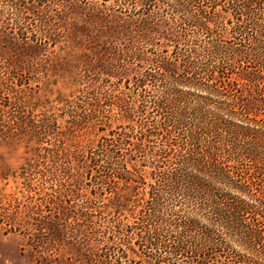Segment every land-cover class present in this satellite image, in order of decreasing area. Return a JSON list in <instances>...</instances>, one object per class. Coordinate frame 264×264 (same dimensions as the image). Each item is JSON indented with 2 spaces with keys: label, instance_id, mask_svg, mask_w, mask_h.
<instances>
[{
  "label": "trees",
  "instance_id": "trees-1",
  "mask_svg": "<svg viewBox=\"0 0 264 264\" xmlns=\"http://www.w3.org/2000/svg\"><path fill=\"white\" fill-rule=\"evenodd\" d=\"M67 2L62 16L54 17L73 19L84 50L94 47L98 57L79 67L92 82L113 80L128 92L113 104L90 101L92 87L77 99L85 104L56 100L73 127L108 129L110 118L99 123L100 109L119 111V128L85 149L66 143L71 130L62 133L58 116L41 109L45 103L21 96L12 104L2 97L0 81V139L23 143L34 168L52 163L51 200L62 221L51 225L55 240L67 238L63 225L69 231L77 226L68 238L79 264H129L135 258L177 264L179 257L189 264H264V0ZM57 3L0 0L1 27L11 30L0 31V43L10 45L4 54L15 59L8 64L19 79L42 43H58L50 13ZM36 21L37 30H30ZM84 153L88 163L78 166ZM83 173L90 213L65 206L71 192L66 183L79 189ZM97 210L116 222L107 228V243L91 247L97 239L82 232ZM127 240L135 245L130 254L117 244Z\"/></svg>",
  "mask_w": 264,
  "mask_h": 264
},
{
  "label": "rangeland",
  "instance_id": "rangeland-1",
  "mask_svg": "<svg viewBox=\"0 0 264 264\" xmlns=\"http://www.w3.org/2000/svg\"><path fill=\"white\" fill-rule=\"evenodd\" d=\"M57 1V5L50 8V13L53 17L55 14L62 16L69 3L67 2L68 0ZM90 1L94 2V0ZM161 7H165V3ZM72 21L73 19L63 18L59 20L58 17L53 18V22L55 23L53 28L55 29L51 31V34L57 35L58 43L53 48L48 43H42L40 55L30 60V63L26 66L28 73L25 76L22 75V79H19L13 67L8 64L10 61H15V59H11L8 55L4 54V49L10 45L0 43V81L3 84L2 88L4 91L2 97H6L12 104L17 102V99L21 96H24L21 99L25 101L32 102L38 99L45 103L41 109L51 111L58 116L62 133L67 129L71 130L70 135H72V139L70 141L67 140L66 143L69 144L71 141L75 143L80 142L84 146L83 148H85L88 143L95 145L97 138L108 134L109 130L119 128V111L111 105L102 106L100 109L101 115H98L99 123L110 118V127L108 129L102 126L93 129L89 123L88 125L81 124L79 127H73L71 124L72 119L67 114L66 109L65 114H62L64 105L57 103L56 100H75L74 102L85 104V102L78 101L77 99L84 96L85 92L92 90L93 93L88 98L90 101L97 97L99 104H113L118 100L124 99L128 91L121 84L113 85V80L103 83L100 80L92 82L88 79L86 76L87 72L84 71L83 67L79 66L82 64L81 62L97 59L98 57L95 55L96 49L91 47L90 52L84 50L85 43L80 40V32L78 33L77 30L78 24L73 23L75 26H72L70 25ZM74 22L77 21L75 20ZM1 26H4V24L0 23L1 32L11 31ZM38 26L39 23L36 21L30 30L35 31ZM76 37H79V42L76 40ZM18 40L19 38H16L13 42H17ZM159 49L156 47L155 52L157 53ZM167 49V54L169 55L171 47ZM82 53L87 57L82 58ZM21 83L22 85H20ZM89 88L91 89L89 90ZM147 88H150V85ZM95 92L102 94L99 96ZM2 97L0 98L1 117L3 113L2 109L4 110L3 106L5 105V99ZM125 100H129V98H125ZM153 114L157 116L154 110ZM26 115L27 113H25V117ZM2 119L6 120L5 117ZM136 121H138L137 118ZM97 129H104V132ZM30 158H32V152L25 148L23 143L16 140L3 141L0 139V264H79L72 258L71 238H68L71 235L69 234L70 231L75 234L74 230L75 228L77 229V226L72 227L69 231L68 227L65 228V225H63L62 232L67 233V235L64 234V237L66 238L67 236V238L65 240L56 238L59 242L55 240L52 230L51 225H55L59 220L57 216L58 211L51 200L53 196L52 189H56V182H54L51 176L52 163L45 162L39 167L34 168L31 162H27ZM141 158L140 156L137 159ZM27 163L31 165L30 168L27 166ZM87 163L88 156L84 153L82 162L78 166ZM61 165L66 166V163L62 162ZM73 165L74 162H72V167H74ZM72 171L73 173H77L76 169ZM78 173L81 174V170H78ZM82 175L81 187L79 189H76L72 185V182L68 180L67 186L63 184L68 191H71L65 202V206L75 207L76 205L77 209L83 207V211L86 212L87 197L91 198L86 189L88 190L90 186L88 185V176L86 177L84 173ZM23 176H26L28 180L24 181ZM101 204H99V207H101L99 210L104 208ZM87 213L90 212L87 211ZM92 213L93 215L90 218L92 221L90 224L91 228L88 230L84 229V225L86 224L85 219L81 221L80 227V233L84 229L82 233L86 239H97L93 243L90 241L92 243L91 247L97 245L98 241L107 243L108 229H113L114 222H116L114 217L108 216L105 213L101 214V211L97 210ZM126 216L128 217V215ZM127 219L130 221V218ZM58 223H62V221ZM103 232L107 233L104 237L101 236ZM83 235L80 234L79 236L84 237ZM120 242H117L118 246L128 254H130L128 249L135 248L133 240ZM134 260L129 264H144L138 258ZM170 263L174 262L170 261ZM189 263V259L187 260L184 257H179L177 261V264Z\"/></svg>",
  "mask_w": 264,
  "mask_h": 264
}]
</instances>
